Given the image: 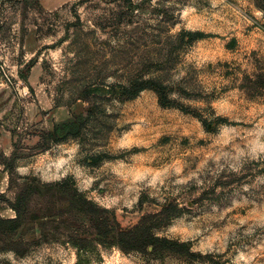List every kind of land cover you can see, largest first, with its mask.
<instances>
[{
    "label": "rangeland",
    "instance_id": "374dc122",
    "mask_svg": "<svg viewBox=\"0 0 264 264\" xmlns=\"http://www.w3.org/2000/svg\"><path fill=\"white\" fill-rule=\"evenodd\" d=\"M134 80L171 105L126 100ZM19 184L0 264H264V0H0V193ZM152 214L210 258L102 233Z\"/></svg>",
    "mask_w": 264,
    "mask_h": 264
},
{
    "label": "trees",
    "instance_id": "16d2710c",
    "mask_svg": "<svg viewBox=\"0 0 264 264\" xmlns=\"http://www.w3.org/2000/svg\"><path fill=\"white\" fill-rule=\"evenodd\" d=\"M145 90H150L156 94L158 101L162 107H168L171 104L167 99L165 88L156 82L134 80L127 87L122 88V95L126 100L134 99L138 94ZM224 121V120H219ZM57 131V128H54ZM17 187L14 199L8 201L6 196L0 193V205L6 204L7 207L14 213V217L3 219L0 217V235L7 232L17 230L23 223L28 214L31 199L35 195L33 188L26 184H19ZM90 212V210H88ZM156 215H146L132 228L129 229H114L110 232H102L105 235L110 234L109 238L112 243L125 254L138 253L147 254L148 249H151L153 254H171L185 258L188 262H202L204 259H209L210 256H202L198 253L191 252L189 244L181 243L172 239L158 237L154 233V223ZM99 235L101 232L99 230Z\"/></svg>",
    "mask_w": 264,
    "mask_h": 264
}]
</instances>
